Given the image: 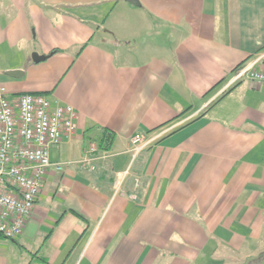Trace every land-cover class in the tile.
<instances>
[{
  "label": "crops",
  "instance_id": "crops-1",
  "mask_svg": "<svg viewBox=\"0 0 264 264\" xmlns=\"http://www.w3.org/2000/svg\"><path fill=\"white\" fill-rule=\"evenodd\" d=\"M261 53L264 0H0V87L78 114L51 161L115 138L94 172L48 170L0 264H264V88L219 94ZM180 122L115 196L131 138Z\"/></svg>",
  "mask_w": 264,
  "mask_h": 264
},
{
  "label": "built area",
  "instance_id": "built-area-1",
  "mask_svg": "<svg viewBox=\"0 0 264 264\" xmlns=\"http://www.w3.org/2000/svg\"><path fill=\"white\" fill-rule=\"evenodd\" d=\"M263 58L264 53L237 69L219 94L245 78L264 88V71L256 68ZM77 116L70 104L54 105L47 96L34 93H22L12 99L7 88L0 87V237L16 240L22 234L50 168L60 172L65 165L76 164L94 172L98 161L111 156L109 152L97 153L99 148L93 143L77 161H51L50 148L76 133ZM182 123L131 138L128 150L131 160L116 175L115 196L123 191L137 157Z\"/></svg>",
  "mask_w": 264,
  "mask_h": 264
},
{
  "label": "trees",
  "instance_id": "trees-1",
  "mask_svg": "<svg viewBox=\"0 0 264 264\" xmlns=\"http://www.w3.org/2000/svg\"><path fill=\"white\" fill-rule=\"evenodd\" d=\"M114 140H115V138H114V136H112L111 133L105 132L104 137L99 142L98 148L100 150H103V151L111 150L112 149L111 146L113 145Z\"/></svg>",
  "mask_w": 264,
  "mask_h": 264
},
{
  "label": "water",
  "instance_id": "water-1",
  "mask_svg": "<svg viewBox=\"0 0 264 264\" xmlns=\"http://www.w3.org/2000/svg\"><path fill=\"white\" fill-rule=\"evenodd\" d=\"M129 1H131L133 4L135 3H137V0H129ZM32 57L34 58V60L36 61V62H40V61H43V59H45V55H43V56H39L37 53H34L33 55H32ZM12 75H13V73H12ZM15 75V74H14Z\"/></svg>",
  "mask_w": 264,
  "mask_h": 264
},
{
  "label": "rangeland",
  "instance_id": "rangeland-1",
  "mask_svg": "<svg viewBox=\"0 0 264 264\" xmlns=\"http://www.w3.org/2000/svg\"><path fill=\"white\" fill-rule=\"evenodd\" d=\"M260 55H263V54L261 53ZM260 55H258V56H260ZM258 56H257V57H258ZM262 61H263V60H262ZM250 62H251V61H250ZM137 159H138V158H137ZM137 159H136V160H137ZM136 160H135V161H136ZM135 161H134V162H135ZM133 164H134V163H133ZM132 166H133V165H132Z\"/></svg>",
  "mask_w": 264,
  "mask_h": 264
}]
</instances>
